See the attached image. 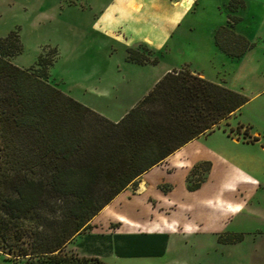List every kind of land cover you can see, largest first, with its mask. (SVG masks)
Returning <instances> with one entry per match:
<instances>
[{
    "label": "rangeland",
    "instance_id": "obj_1",
    "mask_svg": "<svg viewBox=\"0 0 264 264\" xmlns=\"http://www.w3.org/2000/svg\"><path fill=\"white\" fill-rule=\"evenodd\" d=\"M113 1L0 0V36L15 30L21 43L20 51L10 60L22 67H35L38 57L44 56L49 60L46 79L50 83L115 120L141 98L166 69L203 67L205 75L211 79H216L219 73L223 74L230 61L225 59L227 65H221V58L233 56L215 45L213 31L225 23L228 13L238 16L233 24L235 32L253 41V44L264 42V0H242V6L232 9L226 6L229 0H195L179 25L168 29L167 35L154 45L133 35L129 37L120 24L125 22L127 29H133L137 23L129 16L140 15L148 22L154 19L156 11L165 10L167 6L156 5L153 11H147L143 0H117L116 4ZM134 1L137 5L132 10L129 4ZM160 2L155 0L157 4ZM144 31L148 29L144 28ZM128 48L136 49L155 61L127 60ZM239 123H248L251 129L257 130L258 134H254L256 141L243 143L234 139L246 135L240 126L237 127ZM179 156L184 157L187 164L199 162L188 174L187 180L185 166L167 168V164L171 165ZM242 174L258 178L256 181L259 184L249 185L250 198L246 199L247 204L241 212L217 217L219 213L213 209V198L209 207L199 203L203 197L228 195L225 187L229 183L235 186V179ZM147 176L158 184L150 183L148 191L140 195H132L129 189L119 191L109 207V210H119L126 216L134 217L139 224L130 228L117 222L109 225L106 212L101 213L59 252L87 258L98 253L107 264H182L179 259L184 260L186 256L172 253L175 252L172 251L173 245L167 255H155L163 246L164 238L152 233L148 235L143 227L153 212L146 196L163 197L168 193L179 202H188L189 208H182L179 204L173 208L161 204V209H156L165 217H173L179 223L186 219L189 222L201 221L204 226H212L215 222L223 231H235L223 232L225 236L241 233L253 245L250 247V260L240 264H264V91L239 111L219 121L211 130L186 141L167 163L156 166ZM202 177L204 180L198 188H186V181L193 184ZM168 186L170 191H163ZM168 231L169 244L170 241L171 244L180 241L182 245L184 242L188 245L194 237L192 233L182 236L181 231ZM205 235L203 240L207 241L208 236ZM149 241H152L150 247ZM32 242L31 237L26 236L19 244L32 250L36 248ZM11 247L15 249L16 244L12 242ZM26 256L0 252V264H29L30 259H37L35 264H60L41 261L40 256ZM235 257L234 254L226 256L224 263L235 264L232 262Z\"/></svg>",
    "mask_w": 264,
    "mask_h": 264
},
{
    "label": "trees",
    "instance_id": "obj_2",
    "mask_svg": "<svg viewBox=\"0 0 264 264\" xmlns=\"http://www.w3.org/2000/svg\"><path fill=\"white\" fill-rule=\"evenodd\" d=\"M242 5V0L226 3L230 9ZM237 19L228 13L213 31L215 45L234 57L253 45L233 30ZM20 49L15 30L0 36V252L13 256L107 264L59 250L139 174L247 100L188 69H171L111 120L50 83L44 56L35 67L13 63L10 57ZM126 59L155 61L133 48ZM197 186L195 181L188 187ZM26 236L35 249L19 244ZM241 237L218 236L225 241Z\"/></svg>",
    "mask_w": 264,
    "mask_h": 264
},
{
    "label": "crops",
    "instance_id": "obj_3",
    "mask_svg": "<svg viewBox=\"0 0 264 264\" xmlns=\"http://www.w3.org/2000/svg\"><path fill=\"white\" fill-rule=\"evenodd\" d=\"M194 1L195 0H161V2L157 4L155 3V0H143V5H146L147 11H153V7L156 8V5H166L167 9L156 11L154 19L148 22L143 17H140V15H138V17L129 16L134 23H137V26L133 29L131 27L130 29H127L125 22L120 25H123V27L126 29V32H128L129 37L133 35L135 38L143 39L149 45H154L160 42L167 35L168 29H172L173 27L179 25L187 11L192 8ZM113 3L116 4L117 0H114ZM136 5L137 2L134 1L129 4V7L134 10L136 9ZM262 16L264 19V13ZM144 28L148 29V31H144ZM225 59H228L230 61L228 64L229 68L225 70L223 74L219 73L216 79L207 77L205 75L203 67H200L198 69H190V71L196 73L197 75L203 76L208 80L224 84L227 87L237 90L247 96V100L229 114L231 115L239 111L245 104L256 98L264 91V42H257L253 44L251 47L246 49L240 57L233 56L230 58H221V65H227V60ZM167 70L170 69H166V71ZM223 119H226V117ZM240 127L245 131L246 135L242 136V138H240V136H237L236 138H234L235 140L241 141L243 143H248V141H256V137L254 134H258L257 130L251 129L250 124L248 123H245V125L241 124ZM182 146L180 145L178 148L165 156L161 161L151 165L148 169H146L136 177L134 185L127 184L120 192L129 189L132 195H140L148 191L150 183L155 182L156 184H158L157 181H152L150 176H147V174L156 166L162 165V163L164 162L167 163V160H169L172 155L177 154ZM261 147L263 148V146ZM198 165V161L187 164V162L184 160V157L179 156L175 158V160H173L171 165L167 164V168H169V166L171 169L176 166H185L187 169L184 176L187 180V177H189L188 174H191V171ZM209 168L210 166L207 167V171L209 170ZM204 177L196 180L198 181V186L202 183ZM256 180L258 181V178H254L246 174L239 175L235 179V186L233 185V183H229L225 187L226 191H228V195L223 196L222 194H218L213 197H203L199 199V203L209 207V203L213 198V209L215 210V212L219 213L218 216L214 215L217 217L225 216L227 214H231L232 212L239 213L247 204L246 199L250 198L251 193L249 191V185L259 184ZM185 186L187 189H190L188 187L189 184L187 183V181ZM198 186L195 188H198ZM166 189H168V191H166ZM166 189L163 191H170L169 186L166 187ZM119 193H117V195ZM117 195H115L108 203L101 207V209H99V211L91 217V219L89 220V225L93 223L96 217L104 212H106L105 218L107 219V223L109 225H111L110 223L117 222L118 224H123L130 228L136 226L137 223L139 224V222L134 219V217L126 216L124 213L118 212L119 210H109L110 203L115 199ZM146 200L149 201L151 206L150 209H152L153 212H151V216L149 217V219L145 221L147 223L143 225L145 229L144 231L149 233L148 235L152 233L156 236H161L162 238H164L163 246L155 255L163 257L167 255L168 252H171L170 250L174 248L172 251L175 252L172 253L181 254V257L186 256L183 258L184 260L179 259L181 261L179 262L182 264H225V257L232 254L236 256L234 261H232L235 264H240L241 261L247 262L250 260L252 252L250 247H252L253 245V242L251 240L245 239L244 237H241L239 240L235 241H225L218 238L219 235L223 236V232L235 231L229 229L223 231L221 230V228H219V223L215 224V222L212 226H210L209 224H206V226H204L201 224V221L189 222L188 219L179 223L173 217H165L156 209V207H158V209L160 210L161 204H165L166 206H169L171 208L176 207V205L179 204L182 208L188 209V202H179L178 200H175V198L171 197L168 193H165L163 197H154L148 194L146 196ZM217 219H214V221H216ZM219 220L221 221V219ZM168 230H175V232L181 231L182 236L187 233H192L191 235L194 234V237L191 238L190 244L188 245H186V242H184V244L182 245L180 241L177 242L178 244H171L170 241L169 244ZM204 234H206L205 236H208L207 241L203 240ZM69 241L65 242L64 245H67ZM147 243L149 247L150 245H152V241H149ZM171 245H173V248H171ZM186 247L190 248V250H188ZM89 256H96L101 259L98 253H96V255L90 254Z\"/></svg>",
    "mask_w": 264,
    "mask_h": 264
}]
</instances>
